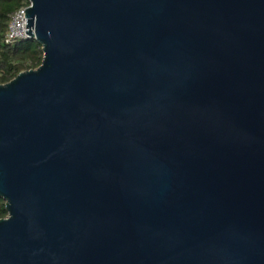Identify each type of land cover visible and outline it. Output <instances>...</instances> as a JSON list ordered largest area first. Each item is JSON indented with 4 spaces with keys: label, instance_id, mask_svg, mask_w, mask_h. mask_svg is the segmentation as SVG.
<instances>
[{
    "label": "water",
    "instance_id": "water-1",
    "mask_svg": "<svg viewBox=\"0 0 264 264\" xmlns=\"http://www.w3.org/2000/svg\"><path fill=\"white\" fill-rule=\"evenodd\" d=\"M28 1L0 264H264V0Z\"/></svg>",
    "mask_w": 264,
    "mask_h": 264
},
{
    "label": "trees",
    "instance_id": "trees-1",
    "mask_svg": "<svg viewBox=\"0 0 264 264\" xmlns=\"http://www.w3.org/2000/svg\"><path fill=\"white\" fill-rule=\"evenodd\" d=\"M26 0H0V85L15 78L20 72L35 69L41 64V46L34 39H23L13 44L4 43L10 15ZM7 215L0 199V219Z\"/></svg>",
    "mask_w": 264,
    "mask_h": 264
},
{
    "label": "built area",
    "instance_id": "built-area-1",
    "mask_svg": "<svg viewBox=\"0 0 264 264\" xmlns=\"http://www.w3.org/2000/svg\"><path fill=\"white\" fill-rule=\"evenodd\" d=\"M27 4H23L19 9L13 12L9 17L7 31L4 37V43L7 45L13 44L19 40L27 39L28 36L25 33V12L24 10L30 6L28 0Z\"/></svg>",
    "mask_w": 264,
    "mask_h": 264
}]
</instances>
